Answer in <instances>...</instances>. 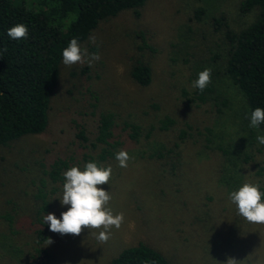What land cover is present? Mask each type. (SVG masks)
<instances>
[{
  "label": "rangeland",
  "instance_id": "obj_1",
  "mask_svg": "<svg viewBox=\"0 0 264 264\" xmlns=\"http://www.w3.org/2000/svg\"><path fill=\"white\" fill-rule=\"evenodd\" d=\"M239 1L145 0L137 14L125 9L100 21L65 51L43 132L0 146V264H106L137 243L170 264H264V200L257 196L264 186V156L243 159L249 153L239 124L243 116L232 113L236 107L240 113V97L225 79L219 85L232 101L221 113L181 95L195 65L222 60V32L210 18L222 14L235 31L252 20L239 12ZM194 7L204 10L196 23ZM140 35L147 47H141ZM137 59L151 67L144 87L128 75ZM91 111L135 123L142 136L163 117L174 124L161 131L154 126L137 142L115 127L121 144L114 157L93 166L86 157L97 150L83 148L73 124L92 128ZM186 125L211 126L229 155L186 140L179 145L181 175L158 182L168 159L144 154L172 145ZM56 157L68 170L51 195L41 252L34 241V193L46 162Z\"/></svg>",
  "mask_w": 264,
  "mask_h": 264
},
{
  "label": "trees",
  "instance_id": "obj_2",
  "mask_svg": "<svg viewBox=\"0 0 264 264\" xmlns=\"http://www.w3.org/2000/svg\"><path fill=\"white\" fill-rule=\"evenodd\" d=\"M145 0H0V146L8 145L14 139L27 134H40L47 124L50 96L56 86L59 64L65 51L82 41L106 18L130 9L134 14ZM238 10L241 14H251L252 20L239 30H233L225 17L212 16L210 25L222 32V60L212 64L195 65L188 77L187 89L181 95L187 103L195 106L210 103L215 112L221 113L232 101L221 89L219 82L225 79L231 90L240 97L238 108L233 116H243L242 130H246V144L249 153L244 160H250L258 153L264 156V0H240ZM201 7H194L191 19L200 21ZM141 47H147L142 35ZM149 48V46H148ZM217 57V54H214ZM215 61V60H214ZM129 78L138 86L151 82L152 71L149 64L137 59L129 68ZM88 118L93 121L78 124L73 121L76 138L83 148L97 150L93 156L86 157L93 166L98 161L114 157V151L121 142L114 137V128L119 127L124 138L137 142L142 136L139 125L122 120L115 121L110 111H91ZM174 120L163 117L143 133L149 137L152 127L158 131L167 130ZM115 139H114V138ZM92 138V139H90ZM217 138L215 143L213 140ZM190 140L199 143L205 151L218 150L227 158L230 149L221 143L211 126L180 128L176 141L146 152L149 158L169 164L161 166L158 182L180 176L182 162L179 145ZM179 149V150H177ZM165 163V161H164ZM43 166V164H42ZM68 170L67 162L59 157L51 158L42 169L43 177L38 178L34 198L38 201L33 223L34 241L39 246L46 240V216L50 207L51 195L57 190L56 182L64 178ZM67 172V171H66ZM259 173H261V168ZM169 177V178H167ZM64 181V180H62ZM264 200V186L257 194ZM39 252V251H37ZM106 264H170L157 250L137 243L122 248Z\"/></svg>",
  "mask_w": 264,
  "mask_h": 264
}]
</instances>
